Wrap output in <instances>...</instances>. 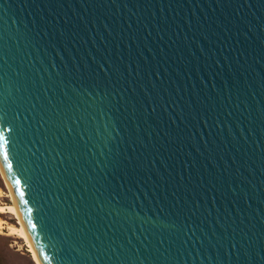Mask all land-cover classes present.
<instances>
[{"label":"water","instance_id":"1","mask_svg":"<svg viewBox=\"0 0 264 264\" xmlns=\"http://www.w3.org/2000/svg\"><path fill=\"white\" fill-rule=\"evenodd\" d=\"M0 116L41 264H264V0H0Z\"/></svg>","mask_w":264,"mask_h":264},{"label":"rangeland","instance_id":"2","mask_svg":"<svg viewBox=\"0 0 264 264\" xmlns=\"http://www.w3.org/2000/svg\"><path fill=\"white\" fill-rule=\"evenodd\" d=\"M0 189L7 193L5 181L0 175ZM1 203L10 204L8 198H2ZM0 218L13 226H18L17 221L9 214H0ZM0 261L2 264H35L32 254L25 241L7 231H0Z\"/></svg>","mask_w":264,"mask_h":264},{"label":"bare ground","instance_id":"3","mask_svg":"<svg viewBox=\"0 0 264 264\" xmlns=\"http://www.w3.org/2000/svg\"><path fill=\"white\" fill-rule=\"evenodd\" d=\"M4 180V179H3ZM5 186L7 188V193L3 192L2 189H0V214H9L17 221V207L15 204V200L11 195V192L9 190V187L7 183L5 182ZM8 198L10 200V204H3L1 203L2 198ZM7 231L8 234L16 235L23 239L24 235L27 233L25 230L24 225L21 223L17 227L9 224L5 220L0 218V231ZM24 240V239H23ZM32 254L33 260L35 264H41L39 258L37 255H35L31 250H29Z\"/></svg>","mask_w":264,"mask_h":264},{"label":"snow or ice","instance_id":"4","mask_svg":"<svg viewBox=\"0 0 264 264\" xmlns=\"http://www.w3.org/2000/svg\"><path fill=\"white\" fill-rule=\"evenodd\" d=\"M4 125V119L2 116H0V128H3ZM14 130V126H9L6 131L12 132ZM8 138L5 136L4 131L0 130V155H2L5 159V161L8 160V152H7V144H8ZM11 167V165H9Z\"/></svg>","mask_w":264,"mask_h":264},{"label":"trees","instance_id":"5","mask_svg":"<svg viewBox=\"0 0 264 264\" xmlns=\"http://www.w3.org/2000/svg\"><path fill=\"white\" fill-rule=\"evenodd\" d=\"M0 264H2L1 261H0Z\"/></svg>","mask_w":264,"mask_h":264}]
</instances>
